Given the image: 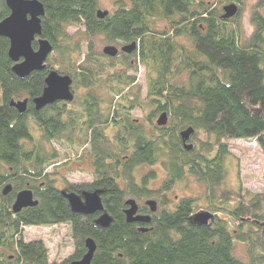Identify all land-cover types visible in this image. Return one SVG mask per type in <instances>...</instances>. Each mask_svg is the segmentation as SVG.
Returning a JSON list of instances; mask_svg holds the SVG:
<instances>
[{
    "label": "trees",
    "instance_id": "16d2710c",
    "mask_svg": "<svg viewBox=\"0 0 264 264\" xmlns=\"http://www.w3.org/2000/svg\"><path fill=\"white\" fill-rule=\"evenodd\" d=\"M38 1L45 10L41 37L52 45L45 70L17 77L9 42L0 37V264H69L86 253L87 238L96 244L91 264H264V191L247 197L224 187L228 143L264 146V0L252 14L257 30L246 44L240 43L241 8L231 19H223L220 9L242 0H119L102 19L98 0ZM8 15L0 0V21ZM69 27L83 30L69 34ZM96 36L136 48L110 58L96 50ZM138 67L145 72L144 99L133 92L136 76L129 73ZM51 70L71 77L74 99L35 111L31 100L41 95ZM23 95L28 105L21 114L10 102ZM145 106L147 124L131 118L132 110ZM163 112L168 122L159 127L152 119ZM187 127L195 130L189 151L179 137ZM54 145L69 149L64 157L87 155L88 182L56 187L48 172L61 157ZM188 176L206 185L204 205L166 200ZM159 179V189L151 190ZM7 185L11 190L3 195ZM25 189L38 204L14 214L15 196ZM63 190H101L110 226H96V215L71 213ZM155 193L164 199L161 207L153 214L145 205L138 210L151 221L127 223L125 200ZM200 211L213 215L205 226L189 220ZM60 225L72 236L65 261L49 262L41 239H23L24 227ZM234 241L247 246L246 261L234 255Z\"/></svg>",
    "mask_w": 264,
    "mask_h": 264
},
{
    "label": "water",
    "instance_id": "95a60500",
    "mask_svg": "<svg viewBox=\"0 0 264 264\" xmlns=\"http://www.w3.org/2000/svg\"><path fill=\"white\" fill-rule=\"evenodd\" d=\"M9 15L0 21V37L5 38L9 42L7 56L13 63L12 72L23 79L35 71L45 70V62L52 52V45L41 37V18L45 14L44 6L38 0H4ZM239 6L236 3H230L223 6V19H231L238 14ZM109 13L107 11L98 10L96 15L102 19ZM36 42V49L33 43ZM136 48V44L132 42L120 49L114 46H106L102 49V53L110 58H114L119 53L131 54ZM74 99L72 90V79L68 75L59 74L55 70L48 72L44 87L40 96L31 100L35 111H40L48 106L58 102L69 103ZM28 99L22 101L10 102V106L15 108L19 113H24L27 109ZM167 114L163 112L155 121L159 127L167 125ZM195 130L193 127H187L179 132V137L183 144V148L187 151L191 150L193 144L190 142ZM11 190V186L7 185L2 194L6 195ZM102 191L95 190L92 192L83 191L80 194L75 192L61 191V196L67 201L69 210L73 214L81 216H95L94 224L100 228H107L112 222V218L105 211L102 200ZM38 201L34 198L33 193L29 189H25L16 194L11 210L17 214L24 208L34 207ZM126 209L124 215L127 223L148 224L151 221L150 215H141L138 213V204L132 199L125 200ZM153 214L157 211V203L151 199L145 202ZM213 219V215L209 212L200 211L193 214L189 220L191 223L205 226ZM146 231V228L142 229ZM86 253L80 260L70 262L69 264H91L93 255L96 251V244L92 238L84 241Z\"/></svg>",
    "mask_w": 264,
    "mask_h": 264
},
{
    "label": "rangeland",
    "instance_id": "374dc122",
    "mask_svg": "<svg viewBox=\"0 0 264 264\" xmlns=\"http://www.w3.org/2000/svg\"><path fill=\"white\" fill-rule=\"evenodd\" d=\"M119 0H98L99 10L107 11L112 13L116 8V3ZM127 3L128 0H122ZM259 0H242L241 4L238 6L241 8L240 15L237 18L238 24L242 12L246 9L251 10L252 14L256 9ZM226 5V3L220 4V9ZM261 12L264 14V7L261 8ZM235 26V24L233 25ZM166 27V23L163 22L159 24L158 29H163ZM240 29V27H239ZM77 30H83L82 28L69 27L68 33L75 34ZM77 39L80 35L75 36ZM250 37H247L240 29V43L246 44ZM97 51L102 52V49L106 46H114L119 51L122 47L129 45L123 42H106L103 37L96 36L91 38ZM81 52L84 54L86 52L85 44H82ZM121 53V52H120ZM136 76V86L133 92L139 90L141 99L146 96L145 82H144V69L138 67L136 73L129 72ZM26 99V96H21L16 101H22ZM148 112V107L145 106L143 109H134L130 112L132 119L141 121L145 124L146 116ZM159 114H156L152 121L155 123ZM30 129L34 137H37L40 133L36 124L33 120L29 121ZM112 132V129L109 131ZM56 149L59 150L61 157L59 163L51 166L48 172L51 173L52 179L55 181L56 187L62 189L65 186V182L69 184H81L88 182L90 180L91 167L87 155H83L81 158L70 155L63 156V154H68L69 149L67 147L60 148L54 145ZM228 155L224 161V166L227 171V175L224 182V187L231 191H240L247 197H252L255 194L262 193L264 191V146H259L254 140H244L238 139L233 140L228 143ZM80 156V155H79ZM149 168L145 167L139 171V174L145 173ZM155 169V168H154ZM156 170V169H155ZM162 178V177H161ZM160 180L151 183L150 189H159ZM206 185L199 182L196 178L188 176L183 182L176 184L171 191L167 192L166 200L169 202H175L181 198H191L197 201L199 204L204 205L206 200ZM80 194V193H79ZM129 198L134 199L139 206H143L144 203L151 199L157 203V207H161L160 201L162 199L161 195L157 194L148 195V197L137 200L132 196ZM22 235L24 241H31L34 239H41L46 248L48 249L49 262H62L65 261L72 253V236L70 228L67 225L60 226H32L24 227L22 230ZM234 255L243 260H247V246L238 241H234Z\"/></svg>",
    "mask_w": 264,
    "mask_h": 264
},
{
    "label": "clouds",
    "instance_id": "9594fccd",
    "mask_svg": "<svg viewBox=\"0 0 264 264\" xmlns=\"http://www.w3.org/2000/svg\"><path fill=\"white\" fill-rule=\"evenodd\" d=\"M239 27L242 32L247 36L251 37L257 30L256 23L252 20V12L251 10H244L240 17Z\"/></svg>",
    "mask_w": 264,
    "mask_h": 264
},
{
    "label": "flooded vegetation",
    "instance_id": "af4514ba",
    "mask_svg": "<svg viewBox=\"0 0 264 264\" xmlns=\"http://www.w3.org/2000/svg\"><path fill=\"white\" fill-rule=\"evenodd\" d=\"M127 55V54H126ZM128 55H130V54H128ZM160 182H161V180H160ZM159 208L157 207V210H158ZM139 210V209H138ZM139 213V212H138ZM140 214V213H139ZM141 215H143V214H141ZM139 224H142V223H139Z\"/></svg>",
    "mask_w": 264,
    "mask_h": 264
},
{
    "label": "bare ground",
    "instance_id": "6f19581e",
    "mask_svg": "<svg viewBox=\"0 0 264 264\" xmlns=\"http://www.w3.org/2000/svg\"><path fill=\"white\" fill-rule=\"evenodd\" d=\"M129 44H131V43H129ZM161 114H162V113H160V114L158 115V117H159ZM158 117H157V118H158ZM167 118H168V117H167ZM156 120H157V119H156ZM144 205H145V203H144ZM138 207H139V205H138Z\"/></svg>",
    "mask_w": 264,
    "mask_h": 264
}]
</instances>
